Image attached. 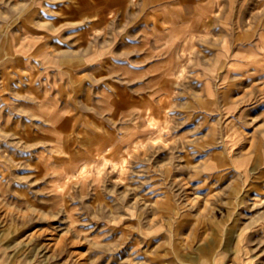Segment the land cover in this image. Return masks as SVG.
<instances>
[{"label": "rangeland", "instance_id": "1", "mask_svg": "<svg viewBox=\"0 0 264 264\" xmlns=\"http://www.w3.org/2000/svg\"><path fill=\"white\" fill-rule=\"evenodd\" d=\"M0 264H264V0H0Z\"/></svg>", "mask_w": 264, "mask_h": 264}]
</instances>
